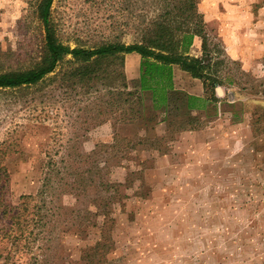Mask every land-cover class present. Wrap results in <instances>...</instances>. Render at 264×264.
<instances>
[{
	"label": "rangeland",
	"instance_id": "1",
	"mask_svg": "<svg viewBox=\"0 0 264 264\" xmlns=\"http://www.w3.org/2000/svg\"><path fill=\"white\" fill-rule=\"evenodd\" d=\"M195 1L188 19L184 0H54L71 48L200 25L215 100L155 108L126 58L0 89V264H264V0ZM37 4L0 0V72L40 62Z\"/></svg>",
	"mask_w": 264,
	"mask_h": 264
},
{
	"label": "trees",
	"instance_id": "2",
	"mask_svg": "<svg viewBox=\"0 0 264 264\" xmlns=\"http://www.w3.org/2000/svg\"><path fill=\"white\" fill-rule=\"evenodd\" d=\"M184 7L178 13V17L187 16L192 19L194 16L201 17L198 13V4L195 0H184ZM54 0H38L37 12L44 27V46L41 60L34 67L24 70L0 72V89L26 88L38 85L50 74L64 63L79 62L82 65L74 72L67 73V76L78 77L82 80L92 81L99 66L109 59L121 60L125 65L127 54L136 53L141 57L140 64V93L149 92L155 108H161L169 103V100L178 93L174 90L173 67L177 66L186 71L192 77L202 80L205 83V59L189 55V49L196 36L203 40V50L206 48V38L203 27L196 25L194 29L183 30L182 26H176V31L181 32L179 39L175 38V31L163 23L156 24V27L142 38L140 43L121 44L113 43L102 45L94 49L81 47L71 48L59 40L56 31L52 26V6ZM184 19V24L186 23ZM71 58L68 59V58ZM205 86L207 87L206 83ZM207 90L209 91L208 87ZM182 105L188 111L192 108V102L198 98L187 97L186 105ZM211 102L215 100L212 97ZM161 106V107H160Z\"/></svg>",
	"mask_w": 264,
	"mask_h": 264
},
{
	"label": "crops",
	"instance_id": "3",
	"mask_svg": "<svg viewBox=\"0 0 264 264\" xmlns=\"http://www.w3.org/2000/svg\"><path fill=\"white\" fill-rule=\"evenodd\" d=\"M203 40L196 36L193 40V44L189 49V55L193 57H200L203 53L202 51ZM126 70L128 73H132L134 69V64L137 62L141 63V57L139 54L132 53L126 55ZM173 83L174 90L180 92L184 97H194L198 98V101L192 102V108H188L191 113H201L207 112L212 105L209 100L207 87L205 83L197 78L192 77V75L186 71L181 70L179 67H173ZM186 98H184V104L186 105ZM170 102V100H169Z\"/></svg>",
	"mask_w": 264,
	"mask_h": 264
},
{
	"label": "water",
	"instance_id": "4",
	"mask_svg": "<svg viewBox=\"0 0 264 264\" xmlns=\"http://www.w3.org/2000/svg\"><path fill=\"white\" fill-rule=\"evenodd\" d=\"M218 93H221V90H218Z\"/></svg>",
	"mask_w": 264,
	"mask_h": 264
}]
</instances>
